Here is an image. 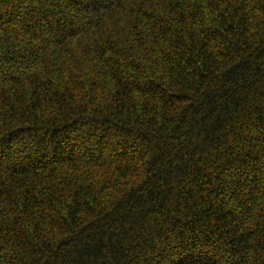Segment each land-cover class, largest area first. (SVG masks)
I'll return each instance as SVG.
<instances>
[{
	"label": "trees",
	"instance_id": "obj_1",
	"mask_svg": "<svg viewBox=\"0 0 264 264\" xmlns=\"http://www.w3.org/2000/svg\"><path fill=\"white\" fill-rule=\"evenodd\" d=\"M0 264H264V0H0Z\"/></svg>",
	"mask_w": 264,
	"mask_h": 264
}]
</instances>
